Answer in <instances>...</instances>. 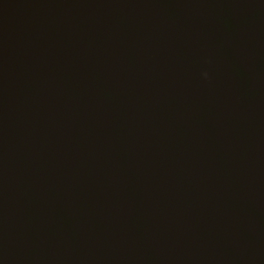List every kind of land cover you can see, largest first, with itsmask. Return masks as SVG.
I'll return each instance as SVG.
<instances>
[{
  "label": "water",
  "instance_id": "water-1",
  "mask_svg": "<svg viewBox=\"0 0 264 264\" xmlns=\"http://www.w3.org/2000/svg\"><path fill=\"white\" fill-rule=\"evenodd\" d=\"M0 264H264V0H0Z\"/></svg>",
  "mask_w": 264,
  "mask_h": 264
}]
</instances>
